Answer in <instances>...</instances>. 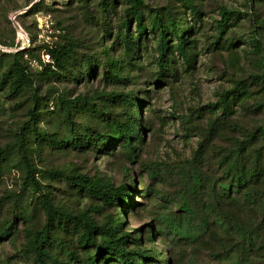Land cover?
<instances>
[{
  "label": "rangeland",
  "instance_id": "374dc122",
  "mask_svg": "<svg viewBox=\"0 0 264 264\" xmlns=\"http://www.w3.org/2000/svg\"><path fill=\"white\" fill-rule=\"evenodd\" d=\"M193 3L198 14L186 0H145L147 14L170 11L187 40L188 61L171 39L167 71L158 81L157 34L147 28L139 36L132 20V48L125 51L116 39L124 32L126 0H115V9L107 11L99 0H0V76L18 59L28 66L31 79L14 95L9 84L0 89V226L13 221L10 237L0 239V264H31L32 258L21 251L26 230L45 221L41 193L24 186L22 144L43 192L56 205L87 211L100 223L117 216L125 230L158 252L159 261L152 264H166L167 259L169 264H264V135H255L264 126V80L253 79L262 68L250 44L257 36L264 45V0ZM223 9L233 12L225 28L219 25ZM68 42L75 46L69 71L48 73V64L54 68L49 50ZM17 52L23 55L15 58ZM84 55L98 59L91 78L82 75ZM109 57L119 61L121 82L103 78ZM113 93L138 100L133 116L142 139L135 141V155L115 139L103 149L99 143L82 149L48 143L51 135L72 136L61 110L67 99L94 100L111 118H128L120 98H108ZM33 108L40 113L31 123ZM73 117L79 134L109 131L95 112L77 109ZM240 142L245 145L239 158L244 172L250 175L257 163L261 174L228 191L222 185L234 172L229 173L226 159H234ZM53 171L101 177L115 186L132 183L135 206L105 204ZM184 202L194 211L188 236L160 221L181 217ZM65 236L71 248L85 254L75 234Z\"/></svg>",
  "mask_w": 264,
  "mask_h": 264
},
{
  "label": "trees",
  "instance_id": "16d2710c",
  "mask_svg": "<svg viewBox=\"0 0 264 264\" xmlns=\"http://www.w3.org/2000/svg\"><path fill=\"white\" fill-rule=\"evenodd\" d=\"M192 7V10L198 14L194 0H186ZM128 6L124 8V18L122 20L123 33H118L116 39L120 38L125 51L133 46V37L131 35L132 20L136 23V31L139 36L145 35L147 28L157 34V65L159 67L157 80L161 81L167 71V54L173 48L171 39H176V50L186 61H188L187 40L185 39L184 29L179 27L174 15L170 11L161 12L159 10L146 13L145 0H126ZM99 5L104 11L115 9V0H99ZM148 15L149 22L146 24ZM222 20L219 24L222 28L228 25L233 12L226 9L222 10ZM264 23V22H263ZM22 25V24H21ZM263 26V25H261ZM24 28V27H23ZM250 44L260 55L259 62L262 68L261 74H255L253 79L258 82L264 80V45L259 37L253 36ZM49 56L52 58L54 68L48 64L46 68L48 73L59 75L63 71H69L68 65L75 55V46L72 42L56 46L49 50ZM22 53L16 54L15 58L22 56ZM108 69L104 71L103 78L106 80H124L119 69V61L111 57L107 58ZM98 59L91 55H84L83 66L85 72L82 74L87 78L93 77L94 65ZM104 62H101L103 64ZM82 77V76H81ZM80 76L73 79L79 80ZM31 82L28 72V66L23 62L15 59L11 67L0 76V89L9 84L11 93L17 94L19 91ZM31 85V83H30ZM244 88V86H241ZM109 99L120 98L121 102L128 107L125 120L115 116L110 117V113L105 109L97 106L94 100H87L78 96L75 100H64L61 105L63 119L66 122L72 134L71 138L61 139L56 136L47 137L49 144L55 147H73L86 148L90 145L93 147L99 143L101 149L108 148L113 139L119 141L127 151L135 155V141L142 139L139 120L133 116L136 112L137 98L127 93L111 94ZM92 99V98H91ZM77 109L95 112L108 123V132H97L93 129L87 130L85 134H79L75 127L74 114ZM30 122H36L39 115L38 108L29 110ZM253 132L250 136H253ZM264 135V126L257 129L255 135ZM112 135L113 137H110ZM245 145L241 142L236 147L234 159H226L229 173L234 172L229 180L223 182V189L230 191L233 186L241 188L248 182L251 176L257 179L260 176L258 164L255 163L251 169V174L247 175L240 163V156ZM3 151L0 150V153ZM19 152L26 166V177L24 186H31L34 190L41 193L40 205L43 209L45 221L39 228H29L26 230V241L21 247V251L32 258L31 264H152L158 262V252L154 247L145 246L144 239L139 236H133L131 231L123 228V221L117 216L109 215L104 222H98L87 211H74L65 206L56 205L48 193L43 192V184L38 180L35 174L38 172L34 163L28 157L24 145H20ZM58 179H64L70 186L78 192L90 194L100 199L105 204H121L125 207H134L136 199L134 193L137 191L134 184H122L115 186L110 180L101 177H89L82 173H64L53 171ZM3 201H0V207ZM180 211L184 214L181 217H161V223L166 229L174 233L188 236L190 235V217L194 211L184 202L179 206ZM13 221L0 226V239L10 237L13 232ZM243 234L253 239V233L243 226L239 225ZM249 233V235L247 234ZM66 234H75V241L78 248L84 250L85 254L81 255L75 248H71L66 240ZM166 264H169L167 259Z\"/></svg>",
  "mask_w": 264,
  "mask_h": 264
},
{
  "label": "built area",
  "instance_id": "2783aa9c",
  "mask_svg": "<svg viewBox=\"0 0 264 264\" xmlns=\"http://www.w3.org/2000/svg\"><path fill=\"white\" fill-rule=\"evenodd\" d=\"M49 57V55H47Z\"/></svg>",
  "mask_w": 264,
  "mask_h": 264
}]
</instances>
